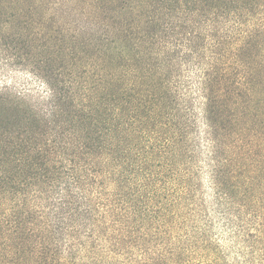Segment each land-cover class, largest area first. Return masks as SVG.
<instances>
[{
  "label": "trees",
  "instance_id": "16d2710c",
  "mask_svg": "<svg viewBox=\"0 0 264 264\" xmlns=\"http://www.w3.org/2000/svg\"><path fill=\"white\" fill-rule=\"evenodd\" d=\"M145 5L0 95V264H264V0Z\"/></svg>",
  "mask_w": 264,
  "mask_h": 264
},
{
  "label": "rangeland",
  "instance_id": "374dc122",
  "mask_svg": "<svg viewBox=\"0 0 264 264\" xmlns=\"http://www.w3.org/2000/svg\"><path fill=\"white\" fill-rule=\"evenodd\" d=\"M146 1L150 0H0V95L20 96L28 103L47 97L43 77L45 56L51 53L40 52L57 21L74 35L94 32L107 22L120 23L136 10L153 14L154 7Z\"/></svg>",
  "mask_w": 264,
  "mask_h": 264
}]
</instances>
